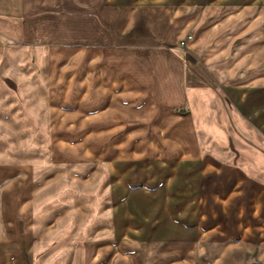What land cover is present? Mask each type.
<instances>
[{
    "label": "crops",
    "instance_id": "crops-1",
    "mask_svg": "<svg viewBox=\"0 0 264 264\" xmlns=\"http://www.w3.org/2000/svg\"><path fill=\"white\" fill-rule=\"evenodd\" d=\"M29 106L99 139L121 258L171 243L193 205V231L215 246L264 248V0H0V264H29L33 186L11 144L27 139ZM155 171L188 203L179 216L171 194L157 218L129 188V173L151 184Z\"/></svg>",
    "mask_w": 264,
    "mask_h": 264
},
{
    "label": "rangeland",
    "instance_id": "rangeland-1",
    "mask_svg": "<svg viewBox=\"0 0 264 264\" xmlns=\"http://www.w3.org/2000/svg\"><path fill=\"white\" fill-rule=\"evenodd\" d=\"M49 112L46 108L29 106L27 139L11 141L13 151L21 153L20 167L27 169L33 186L31 198L36 211L29 214L28 220L32 231H23L20 236L30 245L29 264H87L90 253H94L93 261L104 264H264L263 247L253 246L251 250L235 245L219 248L210 236H206L207 231H193L195 205L193 209L188 208L182 220H172L166 238L171 243L124 245L121 248L129 253L121 258L110 247L113 238V232L108 231L112 177L106 169V157L101 155L100 141L84 139L78 126L75 133L69 134L67 115L55 109L54 124ZM128 143L124 145L129 146ZM5 158L7 165L19 166L16 161L19 157ZM154 174L156 178L148 184L144 180L147 173L142 174L143 180L129 173V188L150 201L154 199L152 206L157 218L163 213V198L171 194L172 214L179 216V211L188 203L184 205L176 197L174 188L171 192L162 188L168 174L157 171ZM202 193L199 219L204 207L211 206L204 201ZM148 234L149 231L144 236L149 238Z\"/></svg>",
    "mask_w": 264,
    "mask_h": 264
},
{
    "label": "built area",
    "instance_id": "built-area-1",
    "mask_svg": "<svg viewBox=\"0 0 264 264\" xmlns=\"http://www.w3.org/2000/svg\"><path fill=\"white\" fill-rule=\"evenodd\" d=\"M192 38V35L188 33L184 39H182L179 43L180 47L185 48L187 41H189Z\"/></svg>",
    "mask_w": 264,
    "mask_h": 264
}]
</instances>
